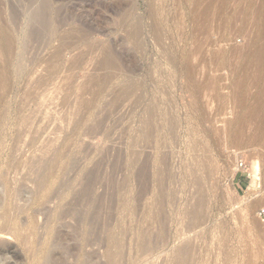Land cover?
<instances>
[{
    "label": "rangeland",
    "instance_id": "obj_1",
    "mask_svg": "<svg viewBox=\"0 0 264 264\" xmlns=\"http://www.w3.org/2000/svg\"><path fill=\"white\" fill-rule=\"evenodd\" d=\"M25 1L0 0L1 213L25 186L0 218L17 226L0 235L15 253L3 264H39L60 233L81 241L78 263L94 250L108 264L114 237L118 264H264V0H52L33 28ZM47 151L57 173L36 200L23 178ZM78 171L97 173L100 196L99 232L86 222L79 242L76 220L58 219L77 183L57 197Z\"/></svg>",
    "mask_w": 264,
    "mask_h": 264
},
{
    "label": "bare ground",
    "instance_id": "obj_2",
    "mask_svg": "<svg viewBox=\"0 0 264 264\" xmlns=\"http://www.w3.org/2000/svg\"><path fill=\"white\" fill-rule=\"evenodd\" d=\"M21 1V0H20ZM25 1V0H24ZM37 1L38 0H26L25 2H27L26 3V8H27V11H28V13L27 14H29V15H27L28 16V18L30 17V22H31V28H33V27H35L36 25H43V26H47L50 22H51V20L49 19V17H50V15H49V13H51L50 12V10H51V8H52V6H53V4H52V0H41V1H39L38 3L39 4H37ZM17 2V1H16ZM25 2H21V3H25ZM19 4H20V2H18ZM18 5V4H17ZM36 5H38V6H36ZM24 8H22V10H23ZM25 11H26V9H25ZM26 11V12H27ZM20 14V13H19ZM23 14H25V13H23ZM21 15H22V13H21ZM21 15H16L15 14V16H13V18L16 20V22H18L17 21V18H18V16H21ZM26 15V14H25ZM13 18H12V20H13ZM21 18V17H20ZM24 17H22L21 19H23ZM51 18V17H50ZM15 20H13V22L15 21ZM19 20V19H18ZM49 20H50V22H49ZM20 21V20H19ZM15 22V23H16ZM26 22V21H25ZM29 22V21H28ZM27 24V23H26ZM1 27V26H0ZM1 32V31H0ZM1 34V33H0ZM2 35H3V33H2ZM1 35V36H2ZM0 36V37H1ZM5 36H7V35H5ZM8 37L9 36H7V39H6V41H7V44L9 45V39H8ZM2 38V37H1ZM0 38V39H1ZM6 38V37H5ZM4 39V38H3ZM3 39H1V40H3ZM5 40V39H4ZM2 42V41H1ZM8 47V46H7ZM113 59V58H112ZM110 57H107L105 60H104V63L106 64V65H113L114 64V62H113V60H112ZM151 117V116H150ZM149 117V118H150ZM154 118V117H153ZM150 121L152 120V119H149ZM148 120V121H149ZM144 122H146V121H144ZM154 123V122H153ZM168 124V123H167ZM166 124V125H167ZM170 125V124H169ZM147 126H149V128H150V126H151V123H150V125H147ZM156 126V125H155ZM160 126V125H159ZM152 127V126H151ZM148 128V127H147ZM153 128V127H152ZM145 129V128H144ZM155 129V128H154ZM152 130V129H151ZM157 130V129H156ZM156 130H154V131H156ZM147 133L149 132L148 131V129H147V131H146ZM152 133H153V131H152ZM152 133L150 134V135H152ZM155 133V132H154ZM149 134V133H148ZM150 135H149V137H150ZM154 135V134H153ZM48 152V154H49V151H47ZM46 152V153H47ZM51 152V151H50ZM43 153H45V152H43ZM42 153V154H43ZM44 154V155H42L41 157L40 156H38V157H40V158H37V157H35V156H33L32 157V160H33V158L35 157L37 160L35 161V158H34V162L33 161H31L30 160V162H32V164H30L29 165V170H26L28 173H27V175H25V178H23V179H27V180H30L31 181V183L32 184H34V185H32V186H34V188L36 187V192H35V197H36V200L37 199H39L41 196H42V192L45 190V189H47V185L49 184L48 183V180L49 179H51V177H55V175H56V171L57 170H55V168L57 167V165H55L54 166V164H55V162H59L58 160V157H57V161L56 160H54V164L53 165H50V164H52V162H50V161H52V158H53V155L54 154ZM58 154V153H57ZM64 154V153H63ZM63 154H62V157H64V158H66V156L64 155L63 156ZM49 157H48V156ZM37 156V155H36ZM52 156V157H51ZM60 157H61V155H59ZM51 157V158H50ZM70 157V156H69ZM69 157H67V159L69 158ZM64 158L63 159H61V160H64ZM74 159H76L75 157H73ZM53 159H55V158H53ZM69 160V159H68ZM68 160H66L65 162H62L63 164L64 163H66ZM71 160V159H70ZM50 163V164H49ZM23 164V163H22ZM56 164H60V163H56ZM69 164H71V163H69ZM26 165V164H25ZM67 165V164H66ZM72 166H73V164H71ZM74 165H75V163H74ZM254 166V168H253V171H254V169H255V171H258V165H257V163L255 162V164H253ZM28 166V165H27ZM59 166V165H58ZM69 166V165H68ZM72 166H71V168H72ZM77 166V165H76ZM75 167V166H74ZM58 168H60V167H58ZM61 168H62V166H61ZM63 168H65V169H67V168H69V170L71 169L70 168V166L69 167H63ZM79 169V168H78ZM63 170V169H62ZM54 171L56 172L55 173V175H54ZM64 171V170H63ZM81 171V170H80ZM66 173L68 172L67 170L65 171ZM74 172V171H73ZM76 172H77V170H76ZM82 172V171H81ZM80 172V173H81ZM91 172H93V173H91ZM94 172L95 171H90V176L88 175V173L86 174L87 176H89V179L88 180H86V182L84 183L83 182V179H85L83 176H79V171H78V174L77 175H74L73 173V175H71L70 173H69V175L67 174L66 175V173H64V177L63 178H66V180L61 184V186H60V189L62 190H59L60 192L57 194L58 196L57 197H59V198H61V200L63 199V198H65L64 196V194L65 193H63L64 191H65V189L66 190H71L70 188L72 187V185H73V183L75 184V183H77V184H75L76 186H77V191L75 190L74 192V203H71V201L70 202H68V207H66L67 209H65L64 208V210H62L63 212L61 213V212H59L58 211V213H61L63 216H60V215H58V216H60V218H58V219H62L61 217H63V219H64V217H69V218H74L75 220H76V223H77V225L78 226H80V227H74L73 228V232H74V234L73 233H71V234H73V235H78L79 233H78V228H80V230L82 229L81 228V226H83L86 222L89 224V225H92V227H95L96 228V226L98 225V221H99V217H98V208H99V200H100V196L98 195V194H96V187L94 186L95 184H96V180H98V178H97V173L96 174H94ZM25 173V172H24ZM256 174H257V172H255ZM76 174V173H75ZM85 174V173H84ZM70 175H71V177L73 176L74 178H71L70 177ZM24 176V175H23ZM22 176V177H23ZM65 176H67V177H65ZM81 178H83V179H81ZM87 179V178H86ZM26 180V181H27ZM71 180V181H70ZM62 181H63V179H62ZM61 181V182H62ZM69 181H70V183H69ZM19 183V182H18ZM17 183V184H18ZM24 183V182H23ZM51 184V183H50ZM53 185V184H52ZM74 185V186H75ZM93 186L95 187V191H94V188H93ZM25 186L23 185V184H19L18 186H15V187H8V189L6 190V197L7 198H4V199H7V200H9V203H8V201H7V203H4L5 205H3V207H2V213H1V215H0V218H2V217H7V219H8V221L10 220V221H13V219H14V217H15V212L14 211H16V210H18V209H21L20 207H22V206H19V204L18 205H16L14 202L16 201H18L17 199L21 196V194L24 192V190H25V188H24ZM51 187V186H50ZM73 188V187H72ZM75 188V187H74ZM49 189V188H48ZM57 189V188H56ZM58 189H59V187H58ZM55 190V189H54ZM74 190V189H73ZM27 191V190H26ZM35 191V190H34ZM33 191V192H34ZM56 191V190H55ZM29 192V191H28ZM33 192H31V193H33ZM46 193H47V191H45ZM45 192H43V193H45ZM58 191H56L55 192V194L57 193ZM66 192V191H65ZM73 192V191H72ZM71 192V193H72ZM5 193V192H4ZM50 193V192H49ZM53 193V192H52ZM51 193V194H52ZM67 193H68V191H67ZM66 193V194H67ZM49 195V196H54V195ZM1 196V195H0ZM48 196V195H47ZM67 196V195H66ZM50 197V198H51ZM55 197H56V195H55ZM72 197V196H71ZM1 198V197H0ZM3 198V197H2ZM53 198V197H52ZM59 198H57L58 200H59ZM3 199V200H4ZM23 199V198H22ZM56 199V198H55ZM66 199H67V197H66ZM2 199H0V201H1ZM35 200V199H34ZM35 200V201H36ZM40 200V199H39ZM39 200H38V202H39ZM6 201V200H5ZM47 201V200H46ZM52 201V200H51ZM51 201H48V202H51ZM63 201H64V199H63ZM67 201H68V199H67ZM72 201H73V199H72ZM2 202V201H1ZM45 202V201H44ZM64 202H66V201H64ZM19 203V202H18ZM57 203H59V202H57ZM3 204V203H2ZM2 204H0V207H1V205ZM60 204V203H59ZM64 206V205H63ZM66 206H67V204H66ZM78 206H80L79 207V209H78ZM62 207V206H61ZM60 209V208H59ZM61 211V210H60ZM57 216V215H56ZM155 218V217H154ZM66 219V218H65ZM74 220V221H75ZM155 220V219H154ZM49 221V220H48ZM52 221H53V219H52ZM156 222V221H155ZM15 223V222H14ZM12 225V224H11ZM11 225H9V226H0V235H5V236H8L9 234L10 235H12L13 234V230L15 229V226L12 228L11 227ZM84 226H86V224L84 225ZM17 227V226H16ZM87 227V226H86ZM84 228V227H83ZM88 228V227H87ZM98 226H97V230H98ZM13 229V230H12ZM19 229V228H18ZM85 229V228H84ZM89 229V228H88ZM90 229H91V227H90ZM83 230V229H82ZM81 230V231H82ZM97 230H95V231H93L92 230V232H95V237L93 238V236H90L91 234V232L89 233V231H88V233L90 234V235H88L87 233V235H88V237H89V239L90 238H92L93 240L97 237V235H99V234H97ZM13 231V232H12ZM81 231H80V233H81ZM91 231V230H90ZM83 232H85V230H83ZM98 232H99V230H98ZM145 233H147V232H145ZM144 233V235H146ZM149 233V232H148ZM147 233V234H148ZM17 234V233H16ZM61 235L63 234V236H64V233H60ZM82 234V233H81ZM80 234V235H81ZM84 235H85V233H83ZM150 234H151V232H150ZM150 234H148V235H146V236H150ZM9 235V236H10ZM14 235H15V233H14ZM59 234H57V236H58ZM72 235V236H73ZM86 235V236H87ZM115 234H113V236H114ZM123 235V234H122ZM152 235V234H151ZM162 235V234H161ZM4 236V237H5ZM13 236V235H12ZM60 236V235H59ZM59 236H58V238H59ZM62 236V237H63ZM65 236L66 237H69L70 238V235H66L65 234ZM71 236V237H72ZM75 236H73L74 238H75ZM153 236V235H152ZM62 237H60V239H63V240H65L66 238H62ZM88 237H86L87 238V240H88ZM118 237H119V235H118ZM117 237V238H118ZM148 237L146 238L145 237V239H147V243L146 244H144V245H142L141 246V248L143 249V250H141V251H147V250H151L152 251V249H150V247L152 248L153 246H154V248H156L155 247V243H156V241H157V239L160 237V235L158 236V238L156 239V235L155 236H153V237H155V239H156V241H150V240H148ZM151 237V236H150ZM149 237V238H150ZM153 237H152V239H153ZM161 237H163V236H161ZM73 238V239H74ZM79 238V235H78V237L76 238L77 239V241L78 240H80V239H78ZM82 238H83V236H82ZM82 238H81V240H82ZM142 238L144 239V236H142ZM162 239V238H161ZM161 239H159V240H161ZM58 240V239H57ZM62 240V241H63ZM92 240V241H93ZM96 240V239H95ZM100 240V239H99ZM124 240V239H123ZM55 241H56V239H55ZM59 242H58V244H56V246H57V248L56 249H53V250H51V252H49V253H47L46 255H44L43 257H42V260H41V262L40 261H38L39 262V264H68V261H69V258L68 257H70V256H73V255H75V258H76V256H77V254L78 253H75V254H73V252L75 251L74 249L76 248V245L77 244H79V243H76V245L74 244L73 245V243H72V246H68V244L66 245V243L64 244V243H62V241L61 240H58ZM61 241V242H60ZM86 241V240H85ZM85 241H83V243L85 242ZM89 241V240H88ZM96 241H98V238H97V240ZM118 241V240H117ZM117 241H116V239L113 237H111V240L109 239V244H110V247L109 248H105V249H109L108 250V256H109V263L111 264H115V263H117L118 264V260H120L122 257H121V255L119 254L121 251H123V247H122V249H121V246H119L118 245V243H117ZM126 241V240H125ZM125 241H123V242H125ZM141 241H143V240H141ZM57 242V241H56ZM73 242H75V240L73 241ZM94 242V241H93ZM69 243V242H68ZM87 243V242H86ZM95 243V242H94ZM98 243V242H97ZM142 243V242H141ZM144 243V242H143ZM152 243H153V246H152ZM158 243V242H157ZM3 244V243H2ZM71 244V243H70ZM82 244V243H81ZM81 244H79V245H81ZM93 244V243H92ZM91 244V245H92ZM95 244H93V246H94ZM121 245V244H120ZM124 245V244H123ZM140 245V244H139ZM55 246V245H54ZM98 246V245H97ZM103 246V245H102ZM107 246V245H106ZM94 247H96V245L94 246ZM125 247V246H124ZM55 248V247H54ZM79 247H77V250H79L78 249ZM98 248V247H97ZM81 249V248H80ZM125 249H126V247H125ZM74 250V251H73ZM84 250V249H83ZM190 250H191V248L189 247V246H180L177 250H176V256H174L175 257V259L177 260V259H179V260H182V258L181 257H178V256H180V255H182V254H186V253H189L190 252ZM12 252V253H14V250H13V247L9 244V245H1L0 244V254H3V253H5V252ZM50 251V250H49ZM151 251H149V252H151ZM155 251V250H154ZM79 252V251H78ZM83 252V251H82ZM124 252V251H123ZM148 252V251H147ZM90 254H86V255H84L85 257L84 258H86V256H87V259H85L84 260V258H83V262H80V263H78V260H80V259H74V262L72 261V263L73 264H91V262H94L95 260V258L94 257H98V255H96V251H94L93 250V253H91V252H89ZM107 253H106V256H107ZM15 254V253H14ZM82 254V253H81ZM84 254V253H83ZM98 254V253H97ZM122 254V253H121ZM120 255V256H119ZM125 255V254H124ZM79 257H81L80 255H78ZM83 256V255H82ZM119 256V258L117 259V257ZM122 256H123V254H122ZM121 257V258H120ZM72 258V257H71ZM116 259H117V261H116ZM125 259V258H124ZM174 258H172V260H173ZM73 260V259H72ZM98 261V260H97ZM97 261H95L94 262V264H99V263H97ZM123 261H126V260H123ZM100 262V261H99ZM171 262H174V261H171ZM71 263V264H72ZM108 263V264H109ZM120 263H121V260H120ZM0 264H3V261H1V258H0ZM8 264H10V263H8ZM70 264V263H69ZM93 264V263H92Z\"/></svg>",
    "mask_w": 264,
    "mask_h": 264
},
{
    "label": "built area",
    "instance_id": "obj_3",
    "mask_svg": "<svg viewBox=\"0 0 264 264\" xmlns=\"http://www.w3.org/2000/svg\"><path fill=\"white\" fill-rule=\"evenodd\" d=\"M243 166V164H241ZM259 217L264 222V207L259 210Z\"/></svg>",
    "mask_w": 264,
    "mask_h": 264
}]
</instances>
